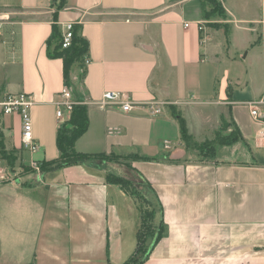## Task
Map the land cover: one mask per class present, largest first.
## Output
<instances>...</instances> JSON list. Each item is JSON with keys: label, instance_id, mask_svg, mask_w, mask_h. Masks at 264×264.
<instances>
[{"label": "crops", "instance_id": "obj_1", "mask_svg": "<svg viewBox=\"0 0 264 264\" xmlns=\"http://www.w3.org/2000/svg\"><path fill=\"white\" fill-rule=\"evenodd\" d=\"M190 1L67 0L54 19L52 0H0L13 23L0 34V96L29 93L35 102L40 151L28 155V165L60 155L55 102L65 87L74 102L87 103L89 128L75 150L133 158L127 166L87 162L0 182V264L127 262L142 207L107 176L125 177L129 166L150 189L153 224L162 227L158 241L148 238L143 264H264V118L255 120L249 105L264 116V102L257 104L264 101V31L243 47L250 48L243 59L227 57L222 73L224 55L208 29L200 31L201 5L196 19L186 18ZM224 8L226 25L252 33L242 27L252 20H232ZM70 22L89 50L67 80L64 60L50 54L59 44L53 26L62 35ZM106 92L124 94L135 108L103 106ZM173 108L197 143L213 140L224 124L240 138L204 157L182 142ZM4 125L5 150L18 151L26 164L20 118Z\"/></svg>", "mask_w": 264, "mask_h": 264}, {"label": "trees", "instance_id": "obj_2", "mask_svg": "<svg viewBox=\"0 0 264 264\" xmlns=\"http://www.w3.org/2000/svg\"><path fill=\"white\" fill-rule=\"evenodd\" d=\"M201 1V0H200ZM222 1V2H221ZM53 6L56 7V13L54 14V19L57 18L59 11L64 9L67 6V0H52ZM209 4L212 6L213 10H216L218 7L220 11L226 13L224 8L223 0H209ZM201 5V16L202 19L205 20L209 16L204 12L203 2H200ZM53 32L56 37L59 39V44L55 48V50L50 54L52 58H60L64 60L65 65V76L68 80L70 66L76 63L79 59H81L84 55L88 53L89 44L88 42L77 35L74 32V38L71 47L68 49H62L61 39L62 35L59 32L57 25L53 26ZM172 115L177 120L180 131H181V140L185 144L186 147H192L195 150H198L200 155L204 157H209L211 153L214 152L216 146L219 145H230L237 141L240 138V132L238 129L234 130L230 134H226L227 131L226 124H224L222 130L217 132L215 138L213 140H207L203 143H197L194 141L193 136L190 134L186 119L182 115L181 112L177 111L175 108L172 109ZM89 128V118L87 114L86 106H76L71 114L70 120L67 124L61 126L58 130L57 136V147L59 150V157L52 161H44L41 163V170L43 174H47L49 172L55 171L57 169H62L67 166L91 163L94 168L101 169V167H105L106 165H98L96 162L99 156H106V154L99 155H84L79 154L75 150L76 142L88 131ZM1 152L4 158L6 157L7 151L5 150L4 142H0ZM119 161H126L128 159H133L130 156L127 157H119ZM103 160V159H102ZM109 164V163H108ZM124 165L127 166V162H123ZM107 181L112 184L120 185L123 189L129 191L136 198L141 199L143 203H147L149 207L150 201L147 199L144 193L146 191H150V189L137 188L136 185L126 179L125 177H117L114 175H108ZM144 192V193H143ZM146 197V198H145ZM155 210L152 208L150 212H147V216L145 219L147 221L152 222V226H147V233L143 228L145 227L146 220L144 216H142V223L140 230L138 232L137 238V248L135 254L124 264H143L145 260L148 258L150 253V247L147 245L148 238L154 237L155 241H158L161 236L162 227L158 230L157 227L154 226L153 221L155 218ZM144 219V220H143ZM146 229V228H145Z\"/></svg>", "mask_w": 264, "mask_h": 264}, {"label": "rangeland", "instance_id": "obj_3", "mask_svg": "<svg viewBox=\"0 0 264 264\" xmlns=\"http://www.w3.org/2000/svg\"><path fill=\"white\" fill-rule=\"evenodd\" d=\"M199 1V2H198ZM196 0V1H190L186 2V4L183 5V9L186 15V18L189 21H192L193 19H196L197 16V10L200 8L199 4L202 1L203 6H204V12L208 14V18L205 19L203 22H201V27L202 31L204 29H208L209 35L213 38V41L211 44H213L214 49L218 51V55L223 56V63L220 70L223 73L224 69L229 67L231 63H229L228 58L233 57L234 55L238 59H243L245 55L247 54V50H243V47H245L247 44L250 45L253 43L254 39L257 40L258 36L263 33L264 31V0H223L226 8L231 11L233 17L232 20L236 17L238 20H252V25L244 24L242 27H246L247 29L252 28V33H245L242 31H237L236 30V25L235 23L232 24L230 27L228 24V21L231 20L230 15H228V12L226 11L225 15L224 12L220 11V8L218 7L216 10L212 9V6L209 4V0ZM222 2V1H221ZM263 28V29H262ZM254 32V33H253ZM251 41V42H250ZM245 51L243 54L242 52ZM254 52L252 51L251 55L252 58L254 56ZM239 57V55H241ZM86 55H84L81 59L77 61V63L83 61L85 59ZM251 60V59H250ZM249 60V61H250ZM249 61H240L243 63L245 66L248 64ZM257 61V60H256ZM259 61H257L258 67L260 66L258 64ZM84 67V66H82ZM72 66H70L71 70ZM69 70V73H70ZM83 71L84 68H82V73L80 74V77L82 78L83 76ZM221 78V76H220ZM264 101L260 100L257 102V104H262ZM18 123L16 120L11 121L10 127H17ZM63 126L60 125L59 128ZM228 129V125L226 126ZM233 132V131H232ZM203 143V142H202ZM194 149V148H193ZM195 150V149H194ZM198 151V150H195ZM26 157L25 161L26 164L23 161V158L21 155L18 153L16 150H9L6 154L7 159V164H6V169L4 172L1 174V178L4 182H14L16 180H20L24 178L25 176L28 175H43L42 170H41V165H40V172L35 171L34 167L29 166V157L30 153L28 151H25ZM4 157V156H3ZM120 156H117L115 154H109L106 156H99L97 158L96 162L98 165H106V164H116V165H124L123 162H128L131 161V159H128L126 161H119ZM103 159V160H102ZM125 178L128 180L136 181L138 180V184L140 183L144 189H147V186L145 184H142L143 181H141L140 178H136L138 176V173L131 169L130 166L125 169ZM116 176H121L119 173L112 172ZM23 180V179H22ZM139 188V186L137 187ZM147 192L145 196L147 197ZM145 197V198H146ZM138 203L142 207V212L143 216L145 219V216H147V212H150L151 207L148 206L147 203H143L141 199H138ZM143 219V220H144ZM145 227L143 228V232L145 231L147 233V226H152V222L147 221L145 219ZM146 228V229H145ZM131 236V235H130Z\"/></svg>", "mask_w": 264, "mask_h": 264}, {"label": "built area", "instance_id": "obj_4", "mask_svg": "<svg viewBox=\"0 0 264 264\" xmlns=\"http://www.w3.org/2000/svg\"><path fill=\"white\" fill-rule=\"evenodd\" d=\"M11 16L12 14L8 12H0V34L5 27L13 25ZM74 26L75 24L72 22L67 23L64 26L61 39L62 49H68L71 47L74 38ZM185 26L188 27V24ZM200 31H202L201 25ZM34 105L35 102L33 95L29 93L7 94L5 96H0V142H2V140L4 142L5 118L17 116L20 118L21 122L22 150L28 151L33 155L40 151V146L34 137L31 115ZM86 105L87 103L85 102H74L69 89L65 87L60 94L59 100L55 102L56 119L60 125H65L70 120L71 114L76 106ZM102 105L105 107H118L123 112H131L135 108L134 104L124 94L118 92H106L103 95ZM249 105L252 106L250 114L255 120L264 118L260 111L253 107V103H249ZM152 113L159 114L160 111L153 110ZM6 164L7 160L3 157L0 147V182L4 179L1 178V174L6 169ZM40 165V162L33 161L30 166L34 167L35 171L40 172Z\"/></svg>", "mask_w": 264, "mask_h": 264}]
</instances>
